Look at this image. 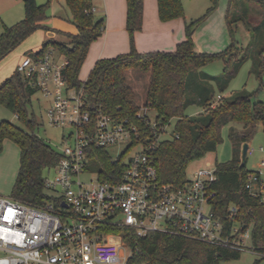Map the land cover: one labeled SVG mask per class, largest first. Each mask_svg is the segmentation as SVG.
Here are the masks:
<instances>
[{
  "label": "trees",
  "instance_id": "16d2710c",
  "mask_svg": "<svg viewBox=\"0 0 264 264\" xmlns=\"http://www.w3.org/2000/svg\"><path fill=\"white\" fill-rule=\"evenodd\" d=\"M47 0L38 4L36 0H22L23 18L11 25H2L0 33V61L20 44L27 36L38 29L54 31L65 37L64 40L49 38L38 50L25 55L41 56L49 49L57 51L67 64L63 70L68 87H83L89 111H98L118 117L128 118L141 125L136 115L140 111L135 103V95L125 79V71L137 68L149 71L144 107L156 112V119L168 125L173 121V133L177 137H165L149 152L157 169L160 184L182 187L187 182L188 165L216 149L222 141L221 129L231 122L242 124L239 131L230 127L228 137L232 143V157L226 162H215V180L212 189L214 214L226 227L235 220L245 228L251 227V243L264 252V201L260 196H252L246 188L249 175L256 172L241 163V148L249 142L261 124L264 132V102L255 99L264 88V43L257 51L255 74L260 79L252 92L240 90L221 98L213 105L214 86L206 85L203 78L192 79L191 75L207 63L222 59L232 63V69L224 71L225 76L217 82L218 92L223 93L230 79L248 57L250 47L237 46L234 41L224 50L215 53L197 52L192 34L196 27L210 14L214 5L200 17L185 23V38L178 42L173 51L138 52L134 34L141 30L143 20V0H125V28L128 33L129 50L111 58L98 59L85 80L79 79L80 68L86 58L89 45L97 39L104 28V20L96 18L91 0H64L77 28V34L63 33L45 24L49 6ZM251 1V0H250ZM264 13V0H255ZM157 13L161 21L184 16L181 0H156ZM226 22L231 30L229 10ZM264 30V17L262 21ZM209 80V79H208ZM191 82L192 89L188 91ZM37 91L28 84L23 75L15 69L0 83V103L12 111L29 131L7 120L0 121V151L3 141L9 139L19 147V166L10 197L40 206L52 200L43 184L44 171L50 172L59 159V151L52 148L33 129L36 121L29 104ZM190 105H197L201 111L194 115L186 114ZM126 149L113 159L106 148H93L88 156L94 157L92 164L101 181H116L124 167ZM115 174L114 178L111 173ZM234 208V212H230ZM104 233H124L125 241L133 249L129 264H224L239 259L240 250L219 247L198 240L160 232L137 237L120 226L101 227ZM259 261L256 259L255 264Z\"/></svg>",
  "mask_w": 264,
  "mask_h": 264
},
{
  "label": "built area",
  "instance_id": "2783aa9c",
  "mask_svg": "<svg viewBox=\"0 0 264 264\" xmlns=\"http://www.w3.org/2000/svg\"><path fill=\"white\" fill-rule=\"evenodd\" d=\"M53 54L49 49L41 56L24 55L16 69L50 99L48 123L71 131L62 136L51 175L43 177L51 201L35 206L0 195V264H129L133 249L124 233H104L105 225L124 227L137 237L160 232L242 251L249 227L235 220L226 227L213 211L215 168H198L179 188L160 184L149 151L177 134H168L167 123L151 120L146 107L136 115L141 125L101 111L93 115L85 89L66 83V59ZM117 145L123 148L113 159L128 149L124 167L116 181H101L96 171H88L94 159L88 153ZM246 188L264 201L260 170L249 175ZM248 249L264 257L255 247Z\"/></svg>",
  "mask_w": 264,
  "mask_h": 264
},
{
  "label": "rangeland",
  "instance_id": "374dc122",
  "mask_svg": "<svg viewBox=\"0 0 264 264\" xmlns=\"http://www.w3.org/2000/svg\"><path fill=\"white\" fill-rule=\"evenodd\" d=\"M38 4H43L47 0H36ZM184 12V21L189 23L190 21L202 16L207 9L214 5L213 10L208 15L209 24L203 28L199 29V44L203 48V52L215 53L224 50L228 47L231 41H234L237 46L250 47L248 52V57L240 65L237 73L233 76L228 84L227 89L221 93L225 96L230 95L233 92L245 90L246 92L254 91L260 82V79L255 74V64H256V54L260 46L264 43V30H263V10L260 8L259 4L255 0H181ZM16 5V8L14 7ZM0 31L2 29V23L13 24L23 18L24 10L22 0H16L11 6V11H19L20 19H16L12 23L7 21L6 12L9 9L0 3ZM10 8V7H9ZM230 13V20L234 21L231 23V30L226 22L227 11ZM48 19L45 24L52 29H55L51 25L52 21L57 19H70L71 14L66 7L64 0H50L49 6L46 11ZM95 15V12H93ZM95 17H98L97 14ZM14 20V19H12ZM58 30V29H56ZM47 31L43 29H38L27 36L20 44H18L11 52H9L0 61V70L3 65L9 69V74L0 80L10 76V74L16 69V65L22 60L25 53L30 50H34L36 47H40L41 44L49 39ZM61 36L57 35L60 39ZM52 49V48H51ZM53 55L56 59H64L57 51L52 49ZM232 69V63H227L222 59L213 60L206 65L202 66L196 72H193L191 78L196 79L203 78L206 76L215 77V80L220 81L223 76H225L224 71L228 72ZM90 71V65L85 61L79 72V79L85 80ZM149 71H142L137 68H129L125 71V79L128 85L131 87L135 95V103L139 105L140 110L144 112V101L146 96V90L149 81ZM204 83L206 85L214 86V98L213 101L216 102V93L218 92L217 82L214 78L211 79L206 77ZM209 79V80H208ZM202 80V79H201ZM264 81V75L262 76ZM192 89L191 82L188 84V91ZM264 88L260 90L255 99L262 100V92ZM50 99L43 96L39 91H36L32 97L29 104V109L34 115L36 121V126L33 129L34 133L42 138L46 143H48L52 148L60 151L62 148V136L68 134L71 131V127L68 125L54 126L48 123L46 111L49 106ZM200 109L197 105H190L186 109V114H192L196 110ZM146 114L151 119H156V112L152 108H146ZM7 120L12 124L21 127L22 129L29 131V129L23 125L16 115L5 108L0 103V121ZM232 127L234 130L239 131L242 127L241 123L231 122L224 125L221 129L222 141L217 145L216 149L213 151H208L196 160H193L186 169V176L190 178L195 170L198 168L214 169L215 162H226L232 157V143L228 137V133ZM173 121L168 125V134L173 132ZM123 146H109L107 151L109 155L113 158L119 155ZM264 161V132L261 124L257 125V131L251 140L248 142V152L246 167L255 171L261 172V178L264 181V166H259L260 162ZM18 164V147L17 145L10 141L5 140L3 143L2 150L0 151V168L5 167L9 173L16 170ZM88 171L94 173L95 165L90 162L88 164ZM51 172L44 171V175H51ZM89 174V173H88ZM83 177H90L84 175ZM6 186V191L0 192L3 196H10V189L8 190V183H4ZM249 236L245 239V248L241 251L239 259L226 262L224 264H255L256 259L259 261L256 264H264V257L258 254L252 253L248 248L252 246L251 243V227L248 228ZM124 242V241H123Z\"/></svg>",
  "mask_w": 264,
  "mask_h": 264
},
{
  "label": "crops",
  "instance_id": "0c3cea01",
  "mask_svg": "<svg viewBox=\"0 0 264 264\" xmlns=\"http://www.w3.org/2000/svg\"><path fill=\"white\" fill-rule=\"evenodd\" d=\"M16 0H0L1 5L7 7L9 11H3L7 16V21L12 23L16 19H20L19 11H11V6ZM65 3V2H64ZM92 7L94 9L95 15L104 20V28L101 35L91 42L88 48L86 58L90 65V70L94 66L95 62L101 58H111L118 54L126 53L129 50V39L128 33L125 28V16H126V2L125 0H91ZM23 4V3H22ZM2 7V6H0ZM10 7V8H9ZM16 8V5H14ZM24 10V9H23ZM2 11V10H0ZM184 16L171 19L168 21H161L157 13V3L156 0H143V20L142 28L136 31L134 34V43L138 52H152V51H173L178 42L185 38V21ZM14 19V20H12ZM55 29L63 33L77 34V28L75 24L70 19H57L51 22ZM5 23H2V25ZM208 16L203 20L194 30L192 34L194 47L197 52H203L202 46L199 44V29L207 26ZM11 25V24H5ZM2 27V26H1ZM2 31V29H1ZM0 31V33H1ZM48 37L57 38L60 35L61 38L58 40H64L65 37L61 34H57L54 31L46 30ZM39 47L35 48L36 51ZM25 55V54H24ZM83 62V63H84ZM19 64V63H18ZM17 64V65H18ZM16 65V67H17ZM11 68L7 69L4 65L0 70V80L9 74ZM218 94H216L217 96ZM225 96V94H220ZM262 100L264 102V91L262 92ZM214 103V101H213ZM201 109L196 110L194 113L189 115H194L200 112ZM9 140V139H5ZM4 140V141H5ZM3 141V143H4ZM11 141V140H10ZM18 147V146H17ZM19 166V147H18V164L16 170L9 173L5 167L0 168V192L6 191V186L4 183H8V190L14 183L16 173ZM2 195V194H0Z\"/></svg>",
  "mask_w": 264,
  "mask_h": 264
},
{
  "label": "water",
  "instance_id": "95a60500",
  "mask_svg": "<svg viewBox=\"0 0 264 264\" xmlns=\"http://www.w3.org/2000/svg\"><path fill=\"white\" fill-rule=\"evenodd\" d=\"M247 152H248V143L244 142L241 148V155H240L241 163L245 162L246 157H247Z\"/></svg>",
  "mask_w": 264,
  "mask_h": 264
}]
</instances>
